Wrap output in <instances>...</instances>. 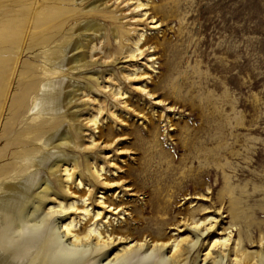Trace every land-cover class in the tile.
<instances>
[{
    "label": "rangeland",
    "instance_id": "1",
    "mask_svg": "<svg viewBox=\"0 0 264 264\" xmlns=\"http://www.w3.org/2000/svg\"><path fill=\"white\" fill-rule=\"evenodd\" d=\"M136 1L61 0L65 9L50 14L49 29H99L79 30L84 46L74 54L92 59L82 70L100 73L108 87L73 73L83 94L71 105L87 118L101 107L97 146L80 151L79 164L84 172V156L93 155L109 171L101 174L106 184L85 179L95 196L104 192L105 202L129 212L118 219H126V232H117L128 240L153 232L169 211L182 216L195 207L198 215L222 203L228 222L231 199L241 219L264 233V0H140L147 5L135 7ZM151 16L159 28H151ZM142 31V54L125 61ZM116 85L128 97L113 99L108 88ZM186 193L206 200H185Z\"/></svg>",
    "mask_w": 264,
    "mask_h": 264
},
{
    "label": "bare ground",
    "instance_id": "2",
    "mask_svg": "<svg viewBox=\"0 0 264 264\" xmlns=\"http://www.w3.org/2000/svg\"><path fill=\"white\" fill-rule=\"evenodd\" d=\"M60 1L0 0V264H264V233L241 219L232 199L228 222L221 203L212 210L201 208L204 214L198 215L195 207L182 216L169 211L161 226L138 238L117 233L126 232L121 229L126 219H118L129 212L105 202L104 192L95 196L94 184L85 179L87 174L106 184L101 174L109 170L93 155L84 156L85 173L79 164V152L97 146L101 107L87 118L83 108L71 105L83 94L73 73L95 81L100 89L108 87L101 84L105 80L100 73L82 70L95 63L92 59L74 54L84 46L79 30L99 29L93 24L49 29L52 9L64 8ZM96 7L90 4L89 9ZM148 14L145 10L141 16ZM151 22V28H159L153 17ZM145 40L142 31L125 61L142 54L139 44ZM108 89L113 99L128 97L120 86ZM72 188L83 189L82 195L77 197ZM190 198L206 200L186 193L185 200ZM166 204L173 207V202ZM163 225L175 232L166 235ZM254 242L258 249H251Z\"/></svg>",
    "mask_w": 264,
    "mask_h": 264
}]
</instances>
